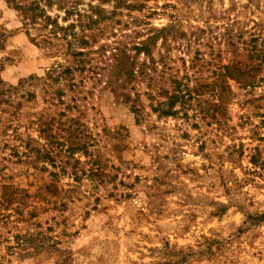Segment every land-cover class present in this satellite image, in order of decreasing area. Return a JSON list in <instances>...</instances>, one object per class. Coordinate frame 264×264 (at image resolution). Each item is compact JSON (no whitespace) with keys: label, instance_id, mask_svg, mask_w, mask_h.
Instances as JSON below:
<instances>
[{"label":"rangeland","instance_id":"374dc122","mask_svg":"<svg viewBox=\"0 0 264 264\" xmlns=\"http://www.w3.org/2000/svg\"><path fill=\"white\" fill-rule=\"evenodd\" d=\"M0 0V264H264V0Z\"/></svg>","mask_w":264,"mask_h":264},{"label":"trees","instance_id":"16d2710c","mask_svg":"<svg viewBox=\"0 0 264 264\" xmlns=\"http://www.w3.org/2000/svg\"><path fill=\"white\" fill-rule=\"evenodd\" d=\"M12 3L20 13L23 14L24 18L35 21L38 17L42 16V9L37 1H32L29 4H23L21 0H7Z\"/></svg>","mask_w":264,"mask_h":264}]
</instances>
